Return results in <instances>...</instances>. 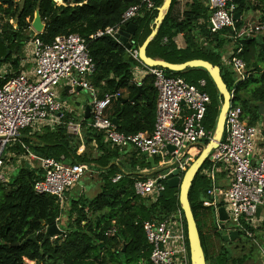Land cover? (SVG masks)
Returning <instances> with one entry per match:
<instances>
[{
  "label": "trees",
  "instance_id": "obj_1",
  "mask_svg": "<svg viewBox=\"0 0 264 264\" xmlns=\"http://www.w3.org/2000/svg\"><path fill=\"white\" fill-rule=\"evenodd\" d=\"M0 0V63L11 61L17 73L19 59L22 55V44L32 34L28 30L36 10L39 11L44 30L37 36L43 42L50 43L58 36L78 34L85 39L96 71L90 77L91 83L98 90L97 97L116 93L119 89H127L129 101L123 109L119 105L113 115L117 116L116 129L128 134L141 131L150 132L155 122L156 90L151 78L148 85L138 87L131 83L133 69L140 65L131 56L126 57V47L117 42L111 35L103 34L92 37L97 31L120 24L123 13L142 0ZM153 8L147 10L142 6L138 15L132 18L136 32L131 39V48L137 49L149 35V25L157 15V7L163 0H152ZM236 11L242 15L250 10L261 12L264 20V0H235ZM171 5L162 20L155 37L146 48L147 56L170 63H182L191 59H202L220 67V74L231 92L232 103L239 105L248 124L257 121L264 122V45L261 36L239 38L230 28L217 33H211L206 27L208 9L201 0H192L184 10L181 19H175ZM143 4V3H142ZM10 20L16 23L14 26ZM241 26V19L235 23L236 29ZM120 27V26H119ZM206 40L203 46L197 40L196 33ZM181 33L186 47L178 50L173 38ZM230 43L229 46H226ZM230 50L228 57L233 55L245 63L242 80L234 72L231 65L223 62V56ZM14 56V59H12ZM168 76H179L190 84L197 80L206 81V92L210 102L207 106L205 127L213 132L222 97L219 95L213 81L203 68H185L173 72L165 70ZM147 92L143 105H136L130 99L138 93V89ZM141 109V113H139ZM88 119L84 120L86 123ZM38 144L27 138L22 140L39 157L62 159L65 163L96 162L99 166H107L112 159L120 156L117 148L109 149L101 142L102 134L83 124L81 137L67 133L65 126L53 129L45 128L37 135ZM84 142L88 151L93 142L100 153L93 158L84 151L77 154L81 143ZM207 143L208 140L203 141ZM41 144V145H40ZM20 149V148H19ZM201 151L200 145H192L188 153L197 156ZM128 154V153H127ZM129 153L123 168L128 171L148 165L146 156L142 153ZM126 156V155H123ZM208 165V159L195 175L189 190V202L196 220L201 245L206 264H247L250 260L251 249L247 256H234L223 239V230L219 229L215 220L211 199L207 196L210 181L201 174ZM122 170V169H121ZM120 172L117 165L110 164L106 171L101 172L103 187L93 198L78 196L67 199L64 207H60L55 196L38 194L33 185L42 178L43 170L36 166L26 168L20 166L4 185H0V264H27L28 259L34 264H143L148 263L150 246L147 243L143 222L146 220L163 221L171 214L180 211L178 189L169 188L166 183L161 194L155 198L140 196L135 193L134 181L139 177L121 176L116 182L111 181L115 173ZM182 214V213H181ZM183 224H186L182 216ZM243 222L244 220L241 219ZM56 222L63 224L64 235L54 239L45 238L46 226ZM221 224V223H220ZM115 227L114 234H106V230ZM246 227L256 235L264 229V221L257 228ZM36 233L35 241L22 243L29 235ZM234 242L241 238L251 239L244 232L238 231ZM187 240V234H186ZM252 240V239H251ZM220 241V244L216 243ZM124 246V250H122ZM188 248V241H187ZM189 252V250H188Z\"/></svg>",
  "mask_w": 264,
  "mask_h": 264
},
{
  "label": "built area",
  "instance_id": "obj_2",
  "mask_svg": "<svg viewBox=\"0 0 264 264\" xmlns=\"http://www.w3.org/2000/svg\"><path fill=\"white\" fill-rule=\"evenodd\" d=\"M142 3L130 6L123 13L120 24L97 31L90 38L109 34L119 42L115 37L119 26L138 15L142 6L147 10L153 8L152 0H142ZM206 3L211 9L206 20L211 33L225 28L232 29L234 36L239 38L264 33V20L245 22L240 17L241 26L236 29L237 20L233 18L237 7L235 0H206ZM28 30L32 31L26 40L30 45L32 67L15 73L7 64L0 70V185L6 184L7 176L16 169L11 160L19 163L22 159L28 161L29 156L37 160V166L44 173L42 178L35 181L34 191L55 196L60 207H64L67 191L79 182L88 170L87 165L36 157L24 144H21V148L25 155L19 159L18 154L10 156L9 148L19 141L24 128L61 124L64 105L58 99L57 88L65 81L71 91L80 88L93 93L90 77L95 73L96 65L85 39L78 34L58 36L46 43L38 38L31 24ZM126 50L146 69V75L153 79L156 90L153 129L128 134L116 129L107 110L119 98L118 91L101 98L93 96L89 126L102 134L104 142L112 146H130L140 153L159 157L164 163L166 157L170 156L168 162L176 161L174 166L183 173L194 158L188 149L212 136V131L206 129L203 123L210 102L205 90L206 81L199 79L195 84H190L179 76H168L163 68L145 65L139 59L137 49ZM223 62L231 65L240 78L244 77L245 63L241 58L233 55L223 59ZM183 108L187 109L184 115ZM63 124L68 133L80 135V123L68 121ZM168 145L174 149L168 151ZM220 172L226 176V187H220L217 182ZM165 174L135 180V193L155 198L165 188ZM201 174L210 181L206 193L211 199L217 226L220 227L217 209L223 206L228 216L225 224L229 229L242 231L253 238V232L246 225L257 228L264 210V122L248 124L242 108L231 101L225 116L224 135L210 154L208 165L201 170ZM118 178L119 175L115 179ZM257 208L261 209L258 217ZM143 229L150 246V264H190L185 227L179 210L160 222L144 221ZM115 230V227H110L105 233L112 235Z\"/></svg>",
  "mask_w": 264,
  "mask_h": 264
},
{
  "label": "water",
  "instance_id": "obj_3",
  "mask_svg": "<svg viewBox=\"0 0 264 264\" xmlns=\"http://www.w3.org/2000/svg\"><path fill=\"white\" fill-rule=\"evenodd\" d=\"M172 0H163L162 4L157 7V15L153 19L152 23V30L150 34L146 37V39L142 42V44L137 48L138 50V57L139 59L148 67H160L165 70L178 72L182 71L185 68H203L207 71L208 75L210 76L211 80L213 81L219 95L222 97V102L220 105V110L218 113V117L216 120V124L214 126L212 136L208 140L207 143L199 142L198 145L201 147V151L199 154L191 161V163L187 166L185 171L181 173L177 167L174 165L176 161L167 162L159 167L156 166L154 163V159L152 156L148 157V161L152 167L150 171H142L137 173L141 176H150L153 174H159L161 172H166L164 180L166 185L169 188H177L178 189V202L180 205V212L182 213L186 224V234H187V241H188V250H189V261L190 264H206L204 251L201 245V240L196 224V220L194 218V214L191 209V205L189 202V190L192 185V181L203 165V163L209 158L212 151L218 146V143L221 141L224 135V123H225V116L232 100L231 92L227 89L226 84L224 83L221 74H220V67L217 65H212L210 62L202 59H191L184 61L182 63H170L164 60L153 59L146 54V48L150 41L155 37L158 28L164 19ZM207 16H210V11L208 12ZM235 20L240 19V13L236 11L233 15ZM44 23L41 20L39 11L36 10L34 13L33 20L31 21V27L36 33H41L44 30ZM136 32V25L131 21L125 22L120 25L118 31L115 34L116 39L123 44L126 49L131 48L133 41L131 39L132 35ZM28 39V37H27ZM262 45H264V36L261 38ZM8 52H6V55ZM6 55L1 58L4 60ZM128 53L126 52V57ZM242 80V78L238 79V81ZM142 90L139 89V92ZM138 95L133 97L132 101L136 99ZM121 103H124L126 99L118 98ZM91 104L86 106L85 117L87 118L90 113ZM112 123L116 126V117H113ZM174 149L173 146L168 145L167 150L172 151ZM21 164L24 165L26 168L29 167L27 163L21 161ZM261 212L260 208L256 209V216L258 217ZM218 220L221 223V228L224 232L223 239H233L238 236V232L229 229V227L225 224L228 221V216L226 210L223 206H220L217 209ZM178 217V215L176 216ZM0 222V226H1ZM63 225V224H61ZM65 231L60 228L59 223L56 222L53 225L46 226L44 229L45 238H55L57 236L64 235ZM35 241L36 240V233L29 235L26 239L22 241V243L26 241ZM124 246L122 250H124ZM10 264H15L14 262Z\"/></svg>",
  "mask_w": 264,
  "mask_h": 264
},
{
  "label": "crops",
  "instance_id": "obj_4",
  "mask_svg": "<svg viewBox=\"0 0 264 264\" xmlns=\"http://www.w3.org/2000/svg\"><path fill=\"white\" fill-rule=\"evenodd\" d=\"M57 4H62V1L61 0H54ZM204 5L207 7L208 9V12L211 10L210 7L208 6V4L206 3V0H201ZM192 3V0H176V3L173 5L172 7V10H171V15L173 18H177V19H181L182 18V14L184 12V10H186V8L188 7L189 4ZM247 16L246 18H242V15L240 16L242 18L243 21L245 22H258L261 19V12L258 11V10H254L253 12L251 11H248L245 13ZM132 22V21H131ZM202 20H199V23H201ZM206 22V21H204ZM152 23L153 21L150 23L149 25V28L150 30H152ZM14 26H16L14 24ZM206 27H207V24H206ZM32 32V31H31ZM151 32V31H150ZM150 34V33H149ZM264 34L261 36L263 37ZM196 37H197V40L200 44H202L203 46L206 45V40L200 35V32L197 31L196 33ZM146 39V38H145ZM144 39V40H145ZM173 42L176 46V48L179 50H182L186 47V43H185V40L183 38V35L181 33H178L174 38H173ZM228 54H230V50L226 52V54L223 56V59L227 58ZM14 57V56H13ZM3 61V64H0V65H7L9 66L10 70L12 72H14L15 68L12 64L11 61ZM31 65V64H30ZM25 66V62H24V59H19V63H18V71H23V70H27L29 68L32 67V65L29 67V68H26L24 67ZM145 68L141 65H138L136 66L133 71H132V79H131V83L137 85V83H139L140 85H137L138 87H141V85H144V86H147L151 77L147 76L146 73H145ZM17 71V72H18ZM90 82H91V78H90ZM92 84V83H91ZM92 88H93V93L89 92V91H85L83 89H80V88H76L74 89L73 91H71L69 88H68V85L66 84L65 81H63L59 87L57 88V92H58V99L63 103V109L61 110L63 112V116L61 117V120H62V123L61 124H57V125H46L45 127L43 126H36V127H27V128H24L22 131H21V134H20V137H19V141L12 147L10 148L11 151H15V154L19 155V159H21L22 156L25 155V153H23V149L21 148V144H24L28 147V150L30 152H32V154L36 157H39L37 154H35L30 148H29V145H27L23 140L22 138H27L29 139L32 143L34 144H38L40 142V139L37 137V135L41 134L45 128H50V129H53L54 127L56 126H65L63 124L68 122V121H71V122H74V123H80V135H77V136H80L81 137V133H82V127H83V124H86V125H89V122H90V119H91V114L89 113V116L86 118L85 117V111H86V106L88 104H91L92 102V98L93 96H97L98 94V90L97 88H95L92 84ZM141 89V88H140ZM142 91L139 92V89H138V93L136 95H138L136 97V99L134 101H132L133 96L131 99H130V102H134L136 105H143V101L145 100L144 98L146 97V94L148 91H146L145 89H141ZM118 93H119V98H123V99H126L125 102L129 101V97H128V91L127 89L123 88V89H119L118 90ZM124 102V103H125ZM124 103H121L118 99L116 101H114L108 108L107 110V115L112 119L113 117H116V121H117V116L118 115H113V113L115 112L116 108L119 107V105L121 106V108L123 109V106H124ZM155 104H156V99H155ZM91 110V108H90ZM262 110V109H260ZM186 111L187 109H184L183 108V115L186 114ZM139 113H141V109H139L138 111ZM85 119H88L86 121V123H84V120ZM68 133V132H67ZM70 134V133H69ZM82 138V137H81ZM101 143L105 146V147H108L109 149H115L117 148L118 151H119V155L118 157H116L115 159H112L108 165L110 164H114V165H117L120 169V172H117L114 174V176L111 177V181L112 182H116L121 176L123 175H128V176H131V177H139L138 179H148V178H152V177H149V176H141V175H138L137 173L139 172H142V171H150L152 169L149 161H148V155L142 153L143 155L146 156V162L148 163V165H146L145 167L143 168H140L139 166H136V170L134 171H128L126 170L125 168L122 167V165L120 164L121 162H125L126 161V158L129 155V153H131L132 151L135 152L138 155H141L139 154L140 152L134 150L132 147L130 146H126V147H118V146H112L110 144H107L106 142H104L103 138H101ZM93 147L90 149L91 153H92V157L95 158L96 156L95 155H98L100 153V149L96 147L95 143L93 142ZM41 145V144H40ZM20 148V149H19ZM85 149V144L84 142L81 143L80 147L78 148L77 150V154H80L84 151ZM87 151V149H85ZM128 153V154H127ZM123 155H126V156H123ZM167 157H170V156H167ZM166 157V159H167ZM29 160H23L22 161L24 163H27L29 165L28 168H32V167H36L37 166V160H32L30 159V157L28 156ZM61 159H64V157L61 155L60 156ZM157 158L159 161H157ZM154 159V163L156 164L157 167L165 164L168 162V159L165 160L166 162H162V159H160L159 157H153ZM13 162V164H15L16 166V169L14 171H16L20 166H24L21 164V160L19 161V163H15L16 161L14 160H11ZM11 162V163H12ZM69 163V162H67ZM84 164L87 165L88 167V170L86 171L89 176H93L94 174L93 173H96V176H98L99 179H91V182L89 183L88 186H82L80 185V182L79 184L77 183L76 185H74L72 188H70L67 193H66V196H67V199H71V198H77L78 196H84L88 199L90 198H93L94 196H96L98 193L101 192L102 190V187H103V179L102 177L100 176V173L101 172H104L106 171L107 169V166H99L96 162H84ZM122 169V170H121ZM13 171V172H14ZM85 172V173H86ZM84 173V174H85ZM162 173H165V172H161L159 174H162ZM119 175V178L118 179H115L116 176ZM84 176V175H83ZM137 180V179H136ZM80 181V180H79ZM217 182L219 184L220 187H226L227 186V180H226V176L223 172H220L217 174ZM87 192H90L91 194H89V196H87ZM67 203V201H66ZM261 221H264V210L262 211L261 213ZM59 223V226L61 229H63V225H61V222H58ZM226 223V222H225ZM64 230V229H63ZM53 239V238H52ZM24 261L27 263V264H34V261H30L28 259H25L24 258ZM150 263V262H149ZM143 264H147V263H143Z\"/></svg>",
  "mask_w": 264,
  "mask_h": 264
},
{
  "label": "rangeland",
  "instance_id": "obj_5",
  "mask_svg": "<svg viewBox=\"0 0 264 264\" xmlns=\"http://www.w3.org/2000/svg\"><path fill=\"white\" fill-rule=\"evenodd\" d=\"M15 1H20V0H15ZM251 12H253L254 10H250ZM246 14L243 13L242 14V18H246ZM241 18V19H242ZM245 20V19H244ZM11 23L14 25H16V23L13 21V20H10ZM264 33L260 34L259 36H262ZM230 43H227L226 46H229ZM22 48V55L20 57V59H24V62H25V66L26 68H29L30 67V45L27 43V41L25 40L21 46ZM14 59V57L12 58ZM0 64H3V62H1ZM2 68H3V65H0V70L2 71ZM208 94V93H207ZM260 109H264V104H261ZM207 129V127H206ZM210 130V129H208ZM82 134V133H81ZM87 153L89 155H92L91 151L87 150ZM9 154L10 156H13L15 154V151H11L10 148H9ZM196 156H194L195 158ZM193 158V160H194ZM168 160H171V157H167ZM157 161L158 158H157ZM14 172H11L7 178L10 179V176L13 174ZM94 175L93 176H89V174L86 172L84 174V176L81 177L80 179V185L82 186H88L89 183L91 182V179H99L98 176H96V173H93ZM159 174H153V175H150L149 177H157ZM93 177V178H92ZM93 179V180H94ZM78 182V184H79ZM87 196H89V194H91L90 192H87ZM228 226V225H227ZM219 229H222L221 228V224H220V227ZM224 233V232H223ZM254 235V234H253ZM252 239V240H251ZM249 240H246L245 237L241 238V240L239 242H234V238L233 239H226L225 241L226 242H232L233 243H228L226 244V246L229 248V250H231V252L233 253V255L236 257V256H241V255H245L247 256L249 254V250L251 249V254H250V260L248 261L247 264H264V229H260L256 232V235L253 236V238H251ZM217 244L219 243L220 244V241H217L216 242ZM147 264H150L149 262Z\"/></svg>",
  "mask_w": 264,
  "mask_h": 264
}]
</instances>
